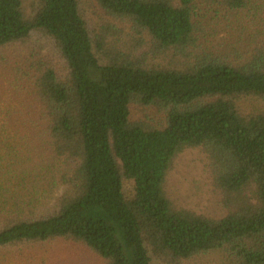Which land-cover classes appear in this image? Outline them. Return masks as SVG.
Returning a JSON list of instances; mask_svg holds the SVG:
<instances>
[{"label": "trees", "instance_id": "obj_1", "mask_svg": "<svg viewBox=\"0 0 264 264\" xmlns=\"http://www.w3.org/2000/svg\"><path fill=\"white\" fill-rule=\"evenodd\" d=\"M186 149L222 216L170 198ZM55 240L264 264V0H0V264Z\"/></svg>", "mask_w": 264, "mask_h": 264}, {"label": "rangeland", "instance_id": "obj_2", "mask_svg": "<svg viewBox=\"0 0 264 264\" xmlns=\"http://www.w3.org/2000/svg\"><path fill=\"white\" fill-rule=\"evenodd\" d=\"M82 2L85 4L86 0ZM248 105L262 104L249 101ZM166 190L174 203L182 207L206 215L224 214L204 168L203 157L196 149H186L175 158L167 176ZM31 252L36 253L38 258H44L48 264H87L89 261L88 255L76 246L58 240L31 249ZM92 264H97V261Z\"/></svg>", "mask_w": 264, "mask_h": 264}]
</instances>
